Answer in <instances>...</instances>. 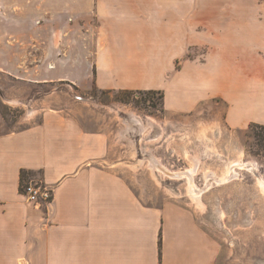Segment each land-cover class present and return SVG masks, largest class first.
Listing matches in <instances>:
<instances>
[{"label": "crops", "instance_id": "obj_1", "mask_svg": "<svg viewBox=\"0 0 264 264\" xmlns=\"http://www.w3.org/2000/svg\"><path fill=\"white\" fill-rule=\"evenodd\" d=\"M204 5L233 7L212 8L208 16L198 8ZM236 5L237 0H0V37L33 31L68 37L60 51L56 43L36 46V55L4 41L0 71L37 86L68 83L83 97L93 91H161L167 115L192 113L219 97L227 104L230 129L264 125V16L253 18L246 8L235 13ZM207 38L217 41L211 66L177 69L189 46L204 45ZM220 83L225 87L216 91ZM53 97L30 113L28 127L0 134V264H219V241L188 206L166 199L149 204L134 189L143 171L151 175L145 165L133 166L140 155L145 158L141 147L155 142L156 130L148 129L145 140L137 130L127 134L134 158L122 138L123 121L120 128L113 117L93 118L76 97L63 105ZM36 100L26 102L33 106ZM22 170L37 173L53 190L50 205L32 203L20 192Z\"/></svg>", "mask_w": 264, "mask_h": 264}, {"label": "rangeland", "instance_id": "obj_2", "mask_svg": "<svg viewBox=\"0 0 264 264\" xmlns=\"http://www.w3.org/2000/svg\"><path fill=\"white\" fill-rule=\"evenodd\" d=\"M237 4L235 13L243 12L246 8L251 9L253 18L264 16V0H237ZM215 7H222L226 11L227 7L233 6H198L208 16ZM192 10L194 12L196 6ZM237 18L240 16L237 15ZM66 39L68 37L36 35L33 31L29 36L21 35L20 32L18 36L0 37V44L10 41L17 46H27L36 55V46H52L56 43L60 51ZM207 40L209 42L204 45L189 46L185 56L178 60L177 69L185 66L204 69L210 67L215 58L213 51L217 41L216 38ZM59 55L66 57L64 52ZM224 87L221 83L216 84L215 90L221 91ZM14 95L20 96L22 102L14 101ZM51 95L54 96L53 103L58 101L60 105L74 102L75 97H83L68 83L37 86L0 71V134L28 127L26 118ZM32 97L37 99L33 106L26 102ZM83 98L92 101L84 103L87 104L86 108L91 109L93 118L96 115L108 119L113 117L120 128L122 121L125 126H139L141 129L136 130L141 134L137 135L141 137L140 140L146 139L144 136L148 129L156 130L152 137L156 138L152 139L155 142L148 146L150 149L141 148L149 149L163 169L183 174L180 179H169L159 173L155 175L149 168L151 175L146 170L143 171L146 175L141 176L142 180L135 183L134 189L147 203L159 204L166 199L188 206L201 221L205 231L219 241V264H264V190L260 184L261 179L264 181V160L260 162L250 156L255 151V146L249 127L245 130H232L228 127L227 104L221 98L212 97L202 102L192 113L172 115L165 114L159 95H155L153 99L156 105L150 102L146 94L133 96L128 104L120 102L121 96L116 92L102 94L93 91L91 97ZM131 112L151 118L147 119L148 122L143 119L145 123L137 126L132 123ZM125 113L128 118L131 117L128 121L124 120ZM160 123L166 128L165 135V129ZM132 136H136V133ZM120 139L119 137L118 140ZM124 145L125 151H128L126 143ZM142 159L144 157L140 155V160ZM194 168L192 181L199 190L203 189L202 206L191 201L186 194L185 174H189ZM209 174L211 176L207 182L206 176ZM225 177L227 179L222 181ZM218 181L221 182L217 183Z\"/></svg>", "mask_w": 264, "mask_h": 264}, {"label": "bare ground", "instance_id": "obj_3", "mask_svg": "<svg viewBox=\"0 0 264 264\" xmlns=\"http://www.w3.org/2000/svg\"><path fill=\"white\" fill-rule=\"evenodd\" d=\"M79 101H81V102H85V103H92V101H90L89 99H87V98H83V97H76ZM11 101V100H10ZM9 101V102H10ZM8 102V103H9ZM113 109V108H112ZM111 110V109H110ZM115 110V109H114ZM128 115V114H127ZM130 115L134 118V122H132V123H135V124H137L138 125V123L139 124H141V123H145L144 121H143V118L141 117V116H139V115H137L136 113H134V112H131L130 113ZM129 118H131V117H129ZM136 120H138V122H136ZM126 123V122H125ZM143 124H142V127H143ZM151 124L149 123L148 124V126H150ZM125 126V125H124ZM132 126L133 125H130V126H128L127 125V127L125 128V133H123V135H122V138L124 139V140H128V137H127V134H129V133H131L130 131H134V130H136V129H132ZM141 129V128H140ZM141 131V130H140ZM123 132V131H122ZM137 133V132H136ZM142 133V132H141ZM139 134H140V132H139ZM141 135V134H140ZM131 137V136H130ZM140 137V136H139ZM145 137V136H144ZM131 140H132V138H130ZM134 141V140H133ZM138 141V140H137ZM128 142H129V147H132V150H131V154H132V156L135 158L136 157V147H135V145L133 144V142L132 141H130V140H128ZM150 149V148H149ZM149 149H143V155L145 156V158L144 159H142V160H140L139 161V164L137 165L136 164V166H133V168L135 169V168H137V167H142V166H144V165H146L147 166V168H149L155 175H157V173H159L162 177H168L169 179H171V178H177V179H180L181 177H182V175L183 174H174L173 172H170V171H168V170H165V169H163L162 167H161V165H159L160 163H159V160L153 155V154H151V151L149 150ZM129 150V151H130ZM162 163V162H161ZM163 164V163H162ZM240 166H242V165H240ZM195 167H196V164H195ZM195 169L196 168H194V169H192L191 170V172L188 174H185V180L187 181V189H186V194H187V196L190 198V200L191 201H193L194 203H196L198 206H202L203 204H202V200H201V198H202V190H199L196 186H194L193 185V181H192V176L194 175V171H195ZM158 171V172H157ZM210 174L209 175H207L206 176V181L208 182L209 181V178H210ZM229 177V176H228ZM227 178L225 177V178H222V181H225ZM174 180H176V179H174ZM180 181V180H179ZM219 182H221V181H218L217 183H219ZM260 184H261V187H262V189L264 190V181H262V179H261V181H260ZM206 189V188H205Z\"/></svg>", "mask_w": 264, "mask_h": 264}, {"label": "trees", "instance_id": "obj_4", "mask_svg": "<svg viewBox=\"0 0 264 264\" xmlns=\"http://www.w3.org/2000/svg\"><path fill=\"white\" fill-rule=\"evenodd\" d=\"M118 94L121 96L119 101L125 104H128V101L137 94H146L153 105H156L153 100L154 96L159 95L164 109V93L161 91H121ZM249 132L255 146H253L255 151L251 152L250 156L261 162L264 160V125L253 123L249 126ZM38 176L35 172L22 170L20 173V192L23 194L32 180H38Z\"/></svg>", "mask_w": 264, "mask_h": 264}, {"label": "built area", "instance_id": "obj_5", "mask_svg": "<svg viewBox=\"0 0 264 264\" xmlns=\"http://www.w3.org/2000/svg\"><path fill=\"white\" fill-rule=\"evenodd\" d=\"M27 199L37 205H50L53 201V190L47 187L41 179L32 180L23 193Z\"/></svg>", "mask_w": 264, "mask_h": 264}]
</instances>
